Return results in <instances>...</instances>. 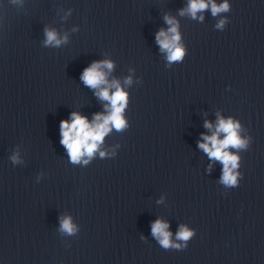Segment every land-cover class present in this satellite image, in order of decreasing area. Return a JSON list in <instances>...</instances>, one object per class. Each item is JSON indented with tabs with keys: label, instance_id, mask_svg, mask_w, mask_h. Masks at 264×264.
<instances>
[{
	"label": "clouds",
	"instance_id": "1",
	"mask_svg": "<svg viewBox=\"0 0 264 264\" xmlns=\"http://www.w3.org/2000/svg\"><path fill=\"white\" fill-rule=\"evenodd\" d=\"M14 5H20L23 0H11ZM206 10L211 11V15L220 17L215 24V29L223 31L229 23L227 16H221L222 13H228L231 10L229 0H222L217 3L216 0H188L186 7L179 9V15H188L192 19L204 20L203 13ZM164 21L168 25L166 29L161 28L156 33V43L160 52L165 54L166 61L170 66L172 63L182 62L186 55V49L183 45L182 35L179 31V22L175 17L165 14ZM75 30V29H74ZM44 45L60 47L68 42V35L60 36L55 29L45 27ZM114 64L111 60L93 61L86 67L80 80L83 84L94 90V95L101 101H107L104 105V113H95L93 119H89L79 112H72L70 118L60 122V144L68 154L70 163L87 165L95 153L99 151L101 158L106 153L100 151L105 137L113 130L123 131L128 127V122L124 112L128 106V92L120 85L118 80H108V73L113 69ZM105 69L108 71L106 72ZM126 84H131V77L125 79ZM204 127L212 130L213 124L205 121ZM242 124L233 117H223L217 114L215 130L211 135L201 134V140L198 141V148L202 150L209 161H219L222 165L219 183L224 187L233 189L239 186L243 177L241 168V151H247L252 143V136H243ZM223 134V135H222ZM234 150V151H233ZM13 164L21 163L19 153H13L10 156ZM212 164L208 165L207 172H211ZM159 202V201H158ZM169 223L157 218L151 224V235L164 250H185L188 242L195 236V230L185 224H180L173 239V233L169 230ZM59 231L66 235H74L79 229L73 223L72 217L65 215L60 218ZM141 240L146 238L141 235Z\"/></svg>",
	"mask_w": 264,
	"mask_h": 264
}]
</instances>
